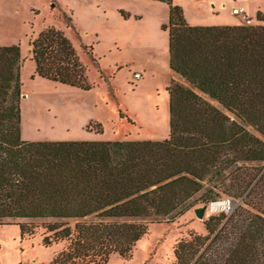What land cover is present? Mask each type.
Here are the masks:
<instances>
[{
  "label": "trees",
  "instance_id": "16d2710c",
  "mask_svg": "<svg viewBox=\"0 0 264 264\" xmlns=\"http://www.w3.org/2000/svg\"><path fill=\"white\" fill-rule=\"evenodd\" d=\"M155 1L169 6L170 67L189 82L167 86L164 139H23L21 47L0 46V225H18L21 238L41 228L44 247L64 243L49 264H108L132 257L149 232L143 219L229 197L237 205L204 219L205 234L177 240L173 264H264V164H250L264 163V12L255 25H191L174 0ZM29 44L33 77L95 87L62 29Z\"/></svg>",
  "mask_w": 264,
  "mask_h": 264
},
{
  "label": "rangeland",
  "instance_id": "374dc122",
  "mask_svg": "<svg viewBox=\"0 0 264 264\" xmlns=\"http://www.w3.org/2000/svg\"><path fill=\"white\" fill-rule=\"evenodd\" d=\"M226 1L229 4L227 9L247 1L251 10L257 6L264 10V0ZM218 2L174 0L175 5L183 8L186 20L196 22L212 20L213 16L207 12L210 7L218 10L219 7H215ZM149 5H142L137 0H0V46L20 44L23 58V139L60 141L168 137L169 106L167 110L165 101L170 75L164 70V65L169 62V31L163 28L168 23V17L161 21L167 7L157 2H150ZM118 9L141 17L124 28ZM258 23L252 18L251 25ZM48 26L62 29L73 42L88 71L93 69L89 75L95 83L92 91L32 76L35 62L30 58L29 42L37 37L39 30ZM120 38L133 41L140 48L130 53L120 48ZM95 57L105 71L100 68L103 77L94 64ZM124 57H134L136 66L147 64L154 72L136 80L133 72L130 74L125 67L124 71L113 75L119 60ZM211 102L235 118L218 102ZM90 121L102 123L103 133L87 130ZM232 200L235 207L238 202ZM203 205L197 204L174 220L143 219L149 224V232L137 242L132 257L122 259L113 255L108 264H173V248L177 240L190 231L206 233L203 221L212 213L206 211L204 218L200 219L194 212L196 207ZM42 231L39 228L34 236L21 238L18 225H0V264H49L64 243L42 246Z\"/></svg>",
  "mask_w": 264,
  "mask_h": 264
},
{
  "label": "crops",
  "instance_id": "0c3cea01",
  "mask_svg": "<svg viewBox=\"0 0 264 264\" xmlns=\"http://www.w3.org/2000/svg\"><path fill=\"white\" fill-rule=\"evenodd\" d=\"M132 1H134V0H132ZM137 1H139L140 4H142V5H148V6H151V5H149L150 2H157V3L164 4L167 7V9L165 8L164 13H163V17H162L163 20L161 19V21H164L167 17L169 20V6L167 4H165L163 2L155 1V0H137ZM228 5L229 4H227L226 0H219V2L216 3V5H215V7L216 6L219 7L218 10H213V8L210 7L209 11L207 12V14L209 16L214 17V18L212 17V20L197 21V22L196 21H188V23L191 25H239V24H242L240 18L238 16L232 14V12H231L232 8L227 9ZM239 6L244 7V9L247 12V15L251 19L252 18L256 19V14L258 11L264 12V10L261 8V6H257L253 10H251L250 4L247 1H242L238 6H235V7H239ZM106 12L107 11L104 10V14ZM117 12L120 14V16H119L120 22L124 28H128L130 26V25H128V24H130L129 22H132L134 24V22L136 20L138 21V19L141 17L140 15H137V14H135V15L131 14V12H127V13H129V16L125 17L122 14L121 9H118ZM105 15H107V14H105ZM135 24H137V23H135ZM40 31L41 30H39V32ZM119 41L122 43V46H120V48H124L127 51H130V53H132L133 51L138 50V48H140L137 46L138 44H135L133 41L129 42V40H127V41L122 40V38H120ZM29 47H30V44H29ZM30 49H31V47H30ZM135 54L137 55L138 53L136 52ZM168 57H169V45H168ZM133 58L134 57H124L121 60H119L118 65H117L118 67L116 69L115 74H113V75H117L119 72L121 73L122 71H124L125 67L128 68V72L130 74H131V72H133V75L136 72L141 74L140 78H135L136 80H138V79L140 80L143 77V75L152 74L154 72V70L150 66H148L147 64H144L141 66H136L135 61H133ZM98 63H99L100 68L102 69L99 61H98ZM92 70L93 69H90L88 71L89 75H90V71H92ZM164 70L168 73V75H170L169 76V83H170L171 79H176V80H178V81H180L186 85H189V82L187 80H185L180 74L176 73L174 70L171 69L169 62H168V64H167V62H165ZM33 74H34V72L32 73V75ZM21 75H22V68H21ZM93 89L87 90V91H92ZM83 91H85V90H83ZM167 94H168V92H167ZM168 98H169V94H168V97L166 98V101H165L166 102L165 108H167V110H168V106H169V99ZM88 139L99 140V139H95V138H88ZM136 139H156V140H159V139H164V138H160V137H156V136H150V137H141V138H136Z\"/></svg>",
  "mask_w": 264,
  "mask_h": 264
},
{
  "label": "built area",
  "instance_id": "2783aa9c",
  "mask_svg": "<svg viewBox=\"0 0 264 264\" xmlns=\"http://www.w3.org/2000/svg\"><path fill=\"white\" fill-rule=\"evenodd\" d=\"M232 14L236 15L240 18L242 24L245 25H251L252 24V19L247 15L246 10L244 7H234L232 9ZM135 78H140L141 74L136 72L134 73ZM234 208V203L233 200L229 197H224L221 198L217 201H213L207 205V210L210 213H216V212H226L230 213Z\"/></svg>",
  "mask_w": 264,
  "mask_h": 264
},
{
  "label": "water",
  "instance_id": "95a60500",
  "mask_svg": "<svg viewBox=\"0 0 264 264\" xmlns=\"http://www.w3.org/2000/svg\"><path fill=\"white\" fill-rule=\"evenodd\" d=\"M207 210V204L203 205V206H198L194 209V212L196 214V216L200 219H203L205 216Z\"/></svg>",
  "mask_w": 264,
  "mask_h": 264
}]
</instances>
